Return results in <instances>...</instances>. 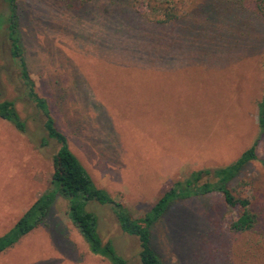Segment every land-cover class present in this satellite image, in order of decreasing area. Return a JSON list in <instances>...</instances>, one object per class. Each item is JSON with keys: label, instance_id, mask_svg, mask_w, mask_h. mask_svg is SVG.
<instances>
[{"label": "rangeland", "instance_id": "obj_1", "mask_svg": "<svg viewBox=\"0 0 264 264\" xmlns=\"http://www.w3.org/2000/svg\"><path fill=\"white\" fill-rule=\"evenodd\" d=\"M15 1L31 77L41 95L66 92L55 104V124L95 187L132 217H142L174 181L227 166L255 142L256 159L228 189L235 198L248 197L264 220V131L256 112L264 91V47L254 50L264 20L248 8L211 0L217 20H210V9L193 12L186 24L192 37L159 46L150 62L145 33L127 32L117 40L106 30L97 37L104 20L81 14L107 0H90L82 11L69 10L70 0ZM200 1L173 0L186 11ZM6 13L0 0V101L13 100L19 84L7 63ZM186 25L171 33L180 35ZM15 109L28 117L19 102ZM26 120V135L0 120V236L50 189L57 146L49 141L39 148L43 133ZM68 206L58 196L44 226L0 253V264H109L88 251L69 221ZM85 210L96 216L101 241L110 240L118 255L138 264V242L120 232L110 208L88 202ZM235 215L216 194L173 203L154 224L151 247L162 264H264V239L228 231Z\"/></svg>", "mask_w": 264, "mask_h": 264}, {"label": "trees", "instance_id": "obj_2", "mask_svg": "<svg viewBox=\"0 0 264 264\" xmlns=\"http://www.w3.org/2000/svg\"><path fill=\"white\" fill-rule=\"evenodd\" d=\"M7 13L4 18V41L7 45V63L13 67L17 75L18 86L15 88L13 100L0 101V120L12 126L21 135L27 134V118L36 123L43 136L38 140V147H46L53 142L57 149L51 157L52 173L50 189L42 193L38 200L16 221L11 229L0 236V253L11 248L23 236L33 229L44 226L46 216L58 196L69 201L68 218L87 245L88 251L105 259L109 264H130L114 249L110 240L102 242L97 233V219L85 210L88 202H94L110 208L121 233L136 238L138 242V264H162L150 243V233L173 203H183L193 198L218 195L225 207L236 211L233 219L227 222V229L234 235H247V239L260 242L264 239L263 217L253 211L248 197L235 198L228 189V184L238 175L244 166L256 159L255 142L244 150L238 158L227 166L215 169H201L190 172L185 178L174 181L142 217L134 218L119 202L115 201L103 189L95 187L89 175L70 151L65 135L56 127L53 112L55 104L66 99L65 93L57 96L51 92L41 95L35 81L31 77L24 55L19 33L18 15L15 0H4ZM90 0H70L65 3L69 10L82 11ZM211 0H201L193 11L180 10L173 0H107L97 4L96 11H82V15L101 17L104 21L101 33L113 30L116 39L127 32L145 33L148 44L144 47L147 56L154 62L159 46L182 40V36L191 38V25H186L195 11L208 10L210 20H217L219 14L210 4ZM228 4L249 11L264 20V0H225ZM2 19V18H1ZM228 19L233 22L230 14ZM3 20V19H2ZM215 20V21H216ZM145 21V29L141 27ZM178 25H186L180 35L171 33ZM166 30V31H165ZM175 32V30H174ZM134 37H136L134 35ZM137 38V37H136ZM133 41V47L136 44ZM159 38L160 41H159ZM232 38L227 36L226 39ZM226 42V41H225ZM150 46V47H149ZM264 47V36L254 45L258 53ZM226 61V59H224ZM264 72V59L261 60ZM264 87V81H263ZM86 93H90L88 89ZM64 95V96H63ZM15 102L22 104L28 117L22 118L15 109ZM59 105V104H58ZM257 127L264 131V91L256 104ZM264 165V162H262ZM254 236V237H253Z\"/></svg>", "mask_w": 264, "mask_h": 264}, {"label": "crops", "instance_id": "obj_3", "mask_svg": "<svg viewBox=\"0 0 264 264\" xmlns=\"http://www.w3.org/2000/svg\"><path fill=\"white\" fill-rule=\"evenodd\" d=\"M59 264V263H58Z\"/></svg>", "mask_w": 264, "mask_h": 264}]
</instances>
